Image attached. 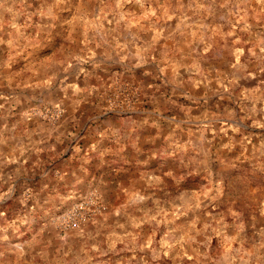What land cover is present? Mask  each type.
<instances>
[{
  "label": "clouds",
  "instance_id": "1",
  "mask_svg": "<svg viewBox=\"0 0 264 264\" xmlns=\"http://www.w3.org/2000/svg\"><path fill=\"white\" fill-rule=\"evenodd\" d=\"M0 264H264V0H0Z\"/></svg>",
  "mask_w": 264,
  "mask_h": 264
}]
</instances>
